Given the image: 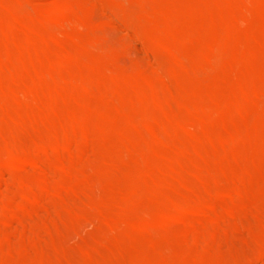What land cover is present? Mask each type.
I'll use <instances>...</instances> for the list:
<instances>
[{
  "label": "bare ground",
  "instance_id": "obj_1",
  "mask_svg": "<svg viewBox=\"0 0 264 264\" xmlns=\"http://www.w3.org/2000/svg\"><path fill=\"white\" fill-rule=\"evenodd\" d=\"M27 1L28 0H0V68H1L0 72H2L6 76L5 78H3L0 84V89L2 91V100L8 106L9 105L12 106L13 104L16 105L20 103L19 105L21 107L24 106L22 107L23 110L25 108L24 111L21 112L18 111L19 113L14 115V119L16 121V123H14L15 127L14 125L11 124L12 126L10 125L7 128L5 127L4 129L2 128L3 130H0L1 131L0 137L2 139H5L6 142L4 148L0 147V177L3 174L8 173L15 179L17 183L15 184L16 189L13 191V192L17 191L15 198L14 197L7 198L8 196L6 197L5 195L11 193V192L9 193L8 191H12L10 190L12 189L10 187V184L8 186L10 189L6 187V189H8L6 190L8 193H5L6 191L3 192L1 190V192H3L4 194V195L2 194V197L5 196L6 200L4 202H1L4 199L2 200L0 198V203L2 204L0 205L2 206L0 208V229L4 228L10 221L17 219L19 217V211H21L25 207L28 208L27 206L30 205L43 206L47 204L46 202H48L49 199H52L51 198L52 196H55L56 198L59 199V201H62L63 206L64 205L66 206L67 204V206L66 207L64 206L63 208H68V206L72 204L70 205L71 207L70 210L71 213L74 215L75 221L77 218L79 219L78 221H81L86 218L88 220V218L92 216V215L87 216L89 215V208H91L92 206L93 207L96 206L97 207L96 211L99 212L101 211L100 213H102L105 210H109V209L111 210L114 208L115 210H117V213L116 216H114L111 220H109L111 221L110 222L111 226L116 227L119 225L118 227L120 228L125 225L124 224L120 226V224L128 222L123 227L125 229L121 228L125 230V232L138 230L139 232L149 233L151 231L155 232L154 230H158L161 237H164L166 235L175 236L177 234L175 238L177 239L182 238V241L187 239H191V241H196V239L192 240V238H194L193 234L195 235L194 232L201 231L200 229H205L206 227L209 229L212 227L218 229V227L221 226V224L223 223V219L225 218L238 219L240 216L243 215H247L248 217L256 216L258 218H262L264 216L263 210L261 208L262 206L261 207L259 206V203H261L260 201L261 199L260 200L257 199L258 197H260L259 194L261 192L264 194V158L262 156V152L264 150V113L262 112L257 113V107L259 103L264 99V64H261L259 62L261 59H264V0H129V5L136 4V8L137 7L141 8V10L145 9L143 10L144 13L138 15L137 18H132L133 14H130L129 12L130 9L128 8L127 9L129 11L127 10L125 12L126 15H123L125 14L123 11H122L123 14L119 13L120 14L119 16L123 15V18L121 19V23L120 21H116V23L119 22L120 24L118 25H122L123 22L128 34L127 33L124 34L126 36L123 37V39L118 43L117 41L115 42L110 40L112 43L115 42L116 46L119 45L117 47L114 46L115 44L111 45V42L110 44L107 42L108 43L107 45L108 46L110 45L111 48L112 46H114L113 48L115 49L118 48L115 51L113 48H112L113 49L112 52L108 51L111 50L109 49L110 47H108L107 50L108 52L104 50V52H100V53L98 52L97 56L92 55L93 57L96 56V59L91 63L87 62L88 64L90 63L89 65H87L88 69H86L87 66L84 67V65H81L79 67V63L83 61L85 53H87L89 49L93 51L99 50L96 47V45H98L99 43L101 44V42L98 43L97 40L101 39L100 36L98 35L100 34L102 36V34L95 33L96 35H94V33H92L91 30L94 29L95 32H98L97 28L100 29L101 26L99 27L96 26V28L95 27L91 28V24H89L90 25L89 26L85 20H88L89 19L88 17L91 18L90 15L92 14H93L92 17L96 18L97 14L101 13L103 9L105 11L106 4H103V1L105 0L96 1L92 5H87L90 1L86 3L88 0L87 1L83 0L87 5L86 6L84 4L85 6L83 7V9L82 7L81 9L80 8L72 9L74 8L73 6L75 5L77 6L75 1H74L75 3L73 2L70 3L68 1L69 4H67L62 1H56L54 3L53 0H50L51 2L54 3L53 8H55V11L60 10L61 12L62 10L61 12L62 14L64 13L63 11L65 12L69 11L71 13L70 15H72L73 11H75L74 12L75 14H73V16L75 15V18H77V19L74 18L75 21L76 20L80 21L81 19L83 20V18L81 17H76V14L78 13H80L84 17L86 16L84 21L79 22L80 25L78 27H75L76 26L75 23L78 25L77 21L74 23V25L71 23L72 26H74L73 28L74 29L76 28L74 30L75 32L73 31L74 33L71 32V35L70 33H67L66 34L67 36L69 34L68 37H62L63 35L61 36L60 35L61 33L59 34L60 31H58L57 32L58 34L56 33L57 36H54V38L51 37L55 34L51 35L52 33L50 32L42 33L45 32L44 30L37 31V26L40 24L42 26V23H39L38 20V24H37V20L35 19L36 17L33 14L31 15L27 14L29 17L24 15V13L27 12L28 10L23 11V9L21 8L22 6L27 7V5H24L25 3L27 4ZM80 1L81 0H79V3ZM123 1L124 0H120V1L118 0V2L116 1V3L114 4L109 3L108 5L111 7V9L112 7L113 9L114 7L119 8L118 5L124 3ZM37 2L38 1L35 0L34 4L35 3L37 4ZM105 2L108 3L107 0ZM125 2H127V0H125ZM28 3L32 4L33 2H28ZM70 4L72 5L75 4V5L72 6ZM79 5L82 6L83 4H79ZM148 6L149 8L147 9ZM28 8L29 7H27V9ZM123 9L126 8H122L121 10ZM50 10H52V8H50ZM138 10L136 11L140 12ZM5 11H8L9 13L13 14V17L11 15L10 16V18L12 17L11 19H9L8 17L7 20H4V17H2L3 15H1V13L3 14ZM20 11H23L22 12L23 16L19 13ZM52 12H54V9L52 10ZM60 12L59 14H61ZM9 13L8 15H10ZM112 13H110V15H112ZM67 14L69 13L66 12L63 14V16H67ZM95 14L96 16H94ZM70 15L69 17H72ZM56 16L54 17V19L56 18L58 21L59 19ZM58 16L59 18H61L60 20H62L61 17L62 15H58ZM23 17L25 18V20L29 19L27 20L28 22L26 21L27 22L26 24L21 23ZM103 19L104 18H102V20ZM132 19H135V21H132ZM51 20H53V18ZM105 20H106V24H104L105 26L106 25L107 26L110 25V27L113 26L112 18H111L112 21H110L109 23H107L108 22L107 18ZM42 21L43 20L41 19L40 22ZM66 21L67 20H65V22ZM70 22L68 20V23L67 22L66 23L69 24ZM83 22H85L86 25L89 26V28L86 27L83 24ZM87 22H89V20ZM100 22L98 24H100ZM62 23L64 24L63 20L60 24ZM63 24L62 26H64ZM105 26L102 27L106 28ZM87 28L88 30L90 29L89 35L92 34L89 36V38H91L92 36L94 37V38L92 37L88 41H87L88 38L86 39L85 36L83 35L84 33L81 34V31L85 32L86 30V32H88ZM108 29L106 28V31L105 29L104 31H102L104 35H106L105 32H107ZM67 30L69 31V29ZM111 30L112 28L110 29L109 32H111ZM40 32L42 34H40ZM47 33L49 34V36L46 35ZM79 33L82 36H80ZM112 36L114 37V35ZM112 36H110L111 39L113 38ZM108 40L109 39H107V41ZM69 41L71 43L72 41H74L76 45L73 46H78L76 47V50H74L73 52H72L73 48H69L71 52L68 49L67 44H69L68 43ZM49 42L53 43L55 46L52 47L53 44H49ZM105 42L106 40L103 41L102 43L104 44ZM139 44L146 46V48H148L149 50L150 48L153 49V51L155 50L156 53L155 52L154 53L157 55L154 54V56L157 57L158 56L160 57L162 53L163 54L167 53L168 55L172 56L171 62L167 60V57H165L166 58L165 60L169 62L168 64H165V61L163 62L164 58L162 60L163 63L160 61L152 62L149 59L150 55L147 56L146 52H145L146 57L145 54L144 57L143 55L138 56L139 54H137V52L140 49L138 47ZM193 44H199V45L201 44L202 47L198 46V48L196 49L197 45H193ZM73 46L71 45V47ZM102 47L103 46H101V48ZM137 47L139 49L136 51ZM194 47L196 50H194ZM199 47L201 49H199ZM54 48L57 52L53 50ZM103 49H107V48L103 47ZM150 51L151 53L150 52L149 53L153 55L152 50ZM159 52H161L160 55H158ZM123 54L125 56L126 54L128 56H132V60L133 58H135L138 59L139 61L137 62L136 60V65L134 66V62H135L134 59L133 65L130 64L132 67L131 69L128 68L126 69L124 67H123L124 69H121L119 67L117 68L119 64L118 61L119 56H124ZM89 57L91 58V56ZM121 58L125 60L124 59L125 57H121ZM159 59L161 60V58H158L157 60ZM103 60L107 62L106 64H109L108 63L109 60H113V61L115 60V63L116 64L118 63L117 66L116 64L113 66V67L116 66L117 68V69L115 68L114 71L110 69L111 67H108L109 71L110 70L112 71L110 78L104 75V73L102 74V76L103 75L104 76L101 77L99 75L101 73L99 72H98L99 74L96 73L98 69L94 68L96 64H98L99 66V61L103 62ZM125 64L127 65V63ZM121 65L122 64H119L120 67ZM93 68L96 71L95 70L93 71ZM105 68L107 67L105 66ZM122 70L123 73L124 72L133 73V75H137L138 77L136 78L138 79L137 80L134 79V81L136 80L134 83H129L128 81H127L128 83H124V79H122L123 82L120 81L119 76L120 74H122ZM210 71L216 72V78L214 79L215 80L214 83L212 82L213 84L210 83L211 85L208 86L206 82H209L210 79L206 81L207 78L205 77L207 76L209 78L211 76H215L212 75L213 72L212 74L209 73V75L211 74L210 76L209 75L205 76V74H207ZM200 75L205 77H202L201 79ZM105 76L108 79L104 78ZM192 77H194V79ZM195 78H198V83L196 82L197 80L195 81ZM189 79L197 83L196 88L195 85L194 86L192 85L193 87L191 89L190 87L191 83L188 84L189 86L186 85L188 81H191ZM211 81L212 80H210V82ZM228 87H230V91ZM148 96L151 98L152 102H155V104H153L149 100L151 104L157 106L156 108L165 112L163 113L164 114L163 115L161 111L158 110L162 114L161 116L162 119H159L157 117L149 118V116L151 115L149 112L153 110L151 109L149 112H147L150 114L148 116L149 119H146L145 121H143L142 119V121L140 122H138V120L136 119L135 121L134 116H136L135 114L138 111L151 106V104L147 101ZM95 99L99 100L98 101L99 106H96V108L95 105L92 104V101ZM12 102L13 104L11 105ZM65 106H68L67 111H63L62 109ZM129 106L131 108L129 117L133 119L129 127H124L123 125H121V122L119 123V119L120 120L125 119V121L127 122L126 118L124 117H126L125 115L127 113V108ZM263 106L260 105L261 109H264L262 108ZM13 107L17 108L16 106ZM143 112H141L140 114H143ZM15 113L16 111L14 112V114ZM252 113H257L256 119L254 120V118H252V122L253 120L255 122V123L253 122L254 123L253 125L251 124L252 123L251 119L250 120L248 119V121L250 122V127L245 122L239 123L243 117H246L247 119V116ZM11 114L13 116V113ZM97 115H100V117H98V120L96 121L97 118L95 117ZM143 116L145 117V115ZM233 121L237 122L235 126L233 125L234 126L233 130L231 129V131L226 133H223L225 131L222 132L221 130H220L221 133L220 131L219 132L217 131L218 128L221 129L220 127H224L226 130L227 125ZM251 125L253 127L252 129H250ZM143 129H150L153 130L154 132L152 134L151 140H149L150 144L151 142H155L156 144L158 143L159 145L160 143L166 145L165 151H164V147L162 146L164 152L158 153L157 155L151 153L153 160H156V158H158L159 160L158 164L152 163L153 165H149L151 166V168H149L148 170L146 169L147 167L144 168V170L145 169L147 170L146 172L144 173L140 172V174L138 173L134 177L141 184L142 183L146 184L145 186L146 188H144L142 185L138 186L137 189L133 191L131 197L123 201L122 200L119 201L116 198H111V196H109V198L108 197L101 198L98 196L99 200L97 202L94 201L91 202V200L93 199L90 200V196L95 197V199L97 196L91 195L92 184L94 183V182L92 183V181L94 180L91 181V179L90 178L88 179V177L89 175L92 174L95 175V173L90 174L91 171L89 170L90 173L88 174L87 172L88 167H85L86 165L85 166L83 165V160L85 161V157L86 159H89V157L87 158V154H89V156L91 155L89 153L91 148H93V146L96 145L97 142L105 139L104 141L99 142V145L101 144V150L104 152V160H105L104 166H102L101 168H95L93 171L98 174H101L103 171L108 172L113 167L118 165L121 162V160H124L125 156H127V154L135 148L132 144L135 141L136 142L139 141L138 135H140ZM114 130H116L121 134L118 141L113 142L111 140L113 142L111 143L109 141L110 136L108 137L109 140L106 137L109 135V133H111ZM31 132L33 133L32 135L33 137H31V144L30 143L26 144L25 139L28 137V135L32 134ZM144 136H146V134L143 135V137ZM29 139L26 140L29 141ZM107 141L111 143L109 146H111L110 147L111 149L113 148L114 152L113 151L110 152L109 149L108 151H105V149H107L106 148L107 145H104V143ZM172 142H176L177 144H173ZM245 144H248V146L251 145L253 148V150L251 149L252 150L251 154H249L250 152H248L249 155L246 153L244 149ZM138 145H136V147ZM146 145L147 144L145 143V146ZM228 147H235L236 152L230 156L224 154L225 153L224 149ZM245 147L247 148V146ZM249 148L247 150H249ZM146 149H148V147ZM150 149H152V147ZM140 150L143 149H139L138 151ZM227 151L229 153L231 150L229 151L228 149ZM140 153L139 156H141ZM93 155H95V153ZM65 156H68L67 159H61ZM194 158H196L197 160H195ZM92 159H89V161L91 160V163L95 162V158L94 160ZM139 160H141V157ZM97 161L98 160H96V162ZM85 162L87 163L88 161ZM219 162L222 163L220 168H219ZM96 164H100V163H96ZM141 165L143 164L141 163ZM25 166L34 168L35 171L34 170L31 171L33 173L32 175L30 173H28L30 175H24L23 173H22L23 175L18 174V169ZM125 166L127 168V164ZM128 171L130 172V170ZM128 171L126 170L125 174L126 172L128 174L129 173ZM21 172L24 171L22 170ZM86 174H88V177H85L87 176ZM117 174H122V173L119 172L116 173L115 175ZM83 177L84 179L87 178L85 184L83 185L76 184V181L82 179ZM120 177H122V175H120L119 178ZM110 178L113 179L112 176H110L109 179ZM132 179L133 178H131V180ZM11 180L12 179H10V181ZM82 180H80L81 183L83 182ZM116 181L117 180H115V182ZM8 183L10 182L8 181ZM94 185H96V181ZM11 186L13 187V185ZM99 186H100V182H99ZM53 187H58L59 189L61 188L63 189L58 190L56 193H54L55 191L53 192V190L55 189ZM67 188H69V190ZM64 189H67L68 192H65L66 190ZM168 191H170L171 194L168 195V198L162 197L161 200L158 198L159 195ZM99 192L98 195L99 194L101 195V192L100 193ZM102 192L104 193V191ZM144 192L149 194V196H152V198L150 199H155L156 200L155 202L159 201L158 202L159 205L154 207L143 208V210L139 212L138 206H139V202H141L142 200ZM96 193L95 195H97ZM255 193L256 194L259 193L257 194L258 197ZM9 197H11V194ZM84 197H86V199L88 198L87 201L86 199H84L85 201L83 200ZM77 199L80 200L78 201L79 203L76 201ZM81 199L83 201H81ZM71 200L72 203L68 204V202H70ZM224 200H229L231 203L237 204L238 206H240V209L244 208L246 205L247 206L249 205L247 208L249 207L250 208L249 209L245 208V211L248 210V212L246 211L247 213L242 212L244 210H242L240 213L239 210H236L231 206L227 208L222 207L221 203ZM49 202H51V200ZM80 202L81 203L85 202V204L82 203L81 205ZM52 209L53 208H50V210ZM58 210H55V212L52 211L54 212L53 214H55L56 211ZM63 211L66 212L65 210ZM63 211L60 210V212L62 213ZM59 214H56L54 216L57 217ZM68 215H70V213ZM136 215L139 220L133 222L132 218ZM52 218L54 217L51 216V219L49 218V220H52ZM63 218L68 219L67 214ZM70 219L73 220V218ZM92 219L93 218H90V220ZM244 219H245L244 222L247 223L246 217H244ZM94 220L95 218L93 219V222ZM97 220H99V218ZM247 220L250 221L249 219ZM56 221H59V219H57ZM106 221L108 220L106 219ZM49 222L47 224L53 227L52 226L53 223L50 224ZM84 222L85 220L82 222L83 225L88 221L85 223ZM176 222L177 223L185 222V225H187L185 230L183 229L182 232L178 230L176 234L172 233L175 230L174 223ZM250 222L249 224L247 223L248 226L251 225ZM83 225L81 224V226ZM227 225L229 224L227 223ZM247 225L245 226V230L247 229L246 227H248ZM59 227H61L62 229L63 227L62 223ZM64 227L67 228V225L64 224ZM263 227L264 226H262V228ZM25 228H23L24 232L27 231ZM70 228H72L71 224H70ZM104 228L105 227H103V229ZM233 228L234 227H231L232 230ZM38 229L40 230V228ZM44 229L45 228H43L42 230ZM108 229L110 230V228L105 229L106 232H109L107 231ZM229 229L227 231H229ZM259 229L260 228H258V230ZM7 230L8 229H6L4 232H6ZM53 230L55 231L54 227ZM120 230L116 229V231H120ZM218 230L222 231L223 229L222 230L218 229ZM36 231L34 233H36L37 235H34V237L35 236L39 237L38 234L40 232L37 229ZM247 231L251 232V229L250 231L249 230ZM253 232L256 233V231ZM17 233L14 234L13 232L12 234L16 235ZM20 233H18V236ZM63 233L65 232L63 231ZM63 233L60 236H62ZM0 234H1L0 237L3 238L5 236L7 237L8 233L5 234V236H2L3 235L2 233ZM233 235L231 234V236ZM27 236L28 238L30 237L29 234ZM65 236L66 235H64V237ZM109 236L107 237L109 238ZM223 236L226 237V234H224ZM11 238H9L8 235L7 239L9 240ZM232 238L233 237H231V239ZM257 238L259 239V237ZM65 240L63 239V242ZM228 240L230 243L232 242L230 241V239ZM191 241H189V243ZM208 241L209 239L207 240V242ZM2 243L5 244V242H3V240H1L0 238V244ZM19 243L22 242L19 240ZM209 243L210 242H208V244ZM222 243L223 242H221V244ZM11 245H13V243H11ZM199 246H201V244ZM160 247L162 246L160 245ZM6 248L9 247H7L6 245ZM257 248H261V247H257ZM32 249L33 248H31V250ZM27 250H30V248L29 249L27 248ZM167 250L168 252H161L160 249V253H165L164 255H166V253L170 254L171 252H169V249ZM111 251H113V249ZM135 251L133 256L134 257L133 264H173L172 261L169 260L162 262L150 261V259L148 258H142L140 252L136 251L137 253H135ZM156 251L158 252V250ZM153 252L154 251H152V253ZM247 252H249V250ZM259 252H260L259 257H264V244L262 250ZM1 253H3L2 250L0 254ZM100 256L97 257L100 258ZM158 256L160 257V255ZM46 257L48 256H45V258ZM107 257L108 256H106V258ZM113 257H111V260ZM6 258L7 257H5V259ZM107 259H108L107 262L111 263L109 261L110 258ZM30 260L31 259H29V261ZM40 260L37 259L38 262ZM54 260L56 261L55 258ZM115 261H113V263ZM200 261L202 262V259H200ZM242 261L234 262L231 264H246L244 263L245 260L243 261V263ZM47 262L48 261L44 263L47 264ZM99 263L100 262H98V264Z\"/></svg>",
  "mask_w": 264,
  "mask_h": 264
},
{
  "label": "rangeland",
  "instance_id": "obj_2",
  "mask_svg": "<svg viewBox=\"0 0 264 264\" xmlns=\"http://www.w3.org/2000/svg\"><path fill=\"white\" fill-rule=\"evenodd\" d=\"M34 1L35 0H32V1H30V0H28L27 1V4L25 3L24 5H27V7H29L28 9H27V7H23L22 6V8L21 9H23V11H26V10H28V11H30V12H25L24 13V15H26L27 17H29L27 14H33L36 18V20H37V24H38V20H39V23H42V26H41V24L40 25H38L37 26V31H45V32H42V33H46V32H50V33H52L51 35H53V34H55V35H53L51 38H54V36H57L56 35V33L58 32V31H60L59 32V34L62 36V37H68L69 36V34H68V36L66 35L67 33H70V35H71V32H73L75 29L73 28L74 26H72V24L74 25V23L77 21V23H78V25L75 23V27H78L79 25H80V23L79 22H82V21H84V19L86 18V16L84 17V16H82L80 13H78V12H76V13H78V14H76V17H81V18H83V20L81 19L80 21L79 20H74V18H75V15L73 16V14H75L74 12L75 11H73V13H72V15H70L71 13L69 12V11H66L67 13H69V14H67V16H63V14L64 13H66L65 11H63L64 13L62 14L61 12H62V10H61V12H60V10L59 11H55V8H53L54 6H53V4L56 2V1H62V2H64V3H67V4H69L68 3V1L71 3V2H73V3H75L76 2V4H77V6L75 5V4H73V5H75V6H73L72 4H70V5H72L74 8H72V9H76V8H80L81 9V7H82V9H83V7L86 5V3H88L89 1V3L87 4V5H92L93 3H95L96 1H103V0H86L87 2L85 3V1H83V0H81L80 1V3H79V0H53L54 1V3L53 2H51L50 0H36V1H38L37 2V6L34 4ZM75 1V2H74ZM106 1V0H105ZM105 1H103V4H106V10L104 11V9L102 10V12H101V9H100V12L101 13H98L97 14V16H96V14L94 15V16H96V18L98 19H96L95 17H92V15H90L91 16V18L90 17H88L89 19V22H87L88 20H85L86 21V23L89 25V24H91V28L93 27H95L96 28V26L97 27H99V26H105L104 24H106V18H107V23H109L110 21H112L113 20V22H114V24H116V25H114L113 24V22H112V27H110V25H106L105 27L108 29V33L107 32H105L106 33V35H104V33L102 32V31H104V29H105V31H106V28H101L100 27V29L99 28H97L98 29V32H95V30L93 29V30H91V32L92 33H94V35H96L95 33H101L102 34V36L99 34L98 36H100V38L101 39H99V40H97L98 41V43L99 42H101V44L99 45L98 43V45H96V47L99 49V50H88L87 51V53H85V56H84V59H83V61L82 62H84V63H82V62H80L79 63V67L81 66V65H84V67L85 66H87V65H89L91 62H93L95 59H96V56L98 55V52L100 53V52H104V50H108V47H110L109 49H111V50H108V51H110V52H112L113 51V49H114V51L116 50V49H118V48H113L114 46L115 47H117V46H119V45H117L116 46V41H117V43L118 42H120L122 39H123V37H125L126 35H124V34H126L127 33V30H126V27H125V25H124V23L122 22V25H118V24H120L121 23V19L123 18V15H126V11L128 10V9H130V14H133L132 15V18H137L138 17V15H140L141 13H144L143 12V10H145V9H143V10H141V8H136V4H131V5H129V0H127V2H125V0L123 1L124 3H121V5H118L119 6V8L118 7H114V9H113V7H112V9H111V7L108 5L109 3L110 4H114V3H116V1L118 2V0H107V2L108 3H106ZM120 1V0H119ZM28 2H33L32 4L31 3H28ZM83 2V3H82ZM105 2V3H104ZM122 2V1H121ZM126 3H127V5H126ZM164 3H165V1H164ZM50 4V5H49ZM79 4H83L82 6L81 5H79ZM85 4V5H84ZM30 5V6H29ZM86 5V6H87ZM123 5H125V6H123ZM134 7H133V6ZM49 6V7H48ZM71 6V7H72ZM129 6V7H128ZM32 7V8H31ZM120 7H122V8H126V9H123V10H121L122 8H120ZM50 8H52V10L54 9V12H52V10H50ZM108 8V9H107ZM128 8V9H127ZM149 8V6L147 7V9ZM25 9V10H24ZM111 11H110V10ZM116 9V10H115ZM118 9V10H117ZM134 9H136V10H138V11H140V12H137L136 10H134ZM109 10V11H108ZM115 10V11H114ZM125 10V11H124ZM19 11V10H18ZM23 11H20L19 13L22 15L23 13ZM71 11V12H72ZM82 11V10H81ZM104 11V12H103ZM118 11V12H117ZM121 11V12H120ZM125 13V14H123V12ZM133 11V12H132ZM8 11H5L3 14L1 13V15H3L2 17H4V20H7L8 19V17H9V19H11L12 17H13V14H11V13H9L10 15H8V13H7ZM50 12H52V13H50ZM59 12L61 13V14H59ZM114 13V15H115V18H114V15H113V13ZM116 12V13H115ZM129 12H127V13H129ZM56 13V14H55ZM108 13H109V15H108ZM110 13H112V15H110ZM122 13L123 15L122 16H119L120 14ZM135 13V14H134ZM138 13V14H137ZM7 14V15H6ZM102 14V15H101ZM6 15V16H5ZM12 15V17L10 18V16ZM53 15H57L56 17H58V21H57V19L55 18L54 19V17L55 16H53ZM58 15H62L61 17H62V20L64 21V26H62V24H60L61 22H62V20H60L61 18H59V16ZM66 15V14H65ZM69 15L70 16H72V17H69ZM128 15V14H127ZM135 15V16H134ZM23 16V15H22ZM34 16H33V18H34ZM51 16H53V17H51ZM101 16V17H100ZM103 16V17H102ZM109 17V19H108V17ZM113 16V17H112ZM116 16H117V18H116ZM31 17V16H30ZM37 17H38V19H37ZM63 17H64V19H63ZM65 17H67V18H65ZM99 17V18H98ZM119 17H121V18H119ZM40 18V19H39ZM53 18V20H51V19ZM101 18V19H100ZM102 18H104L103 20H102ZM111 18H112V20H111ZM31 19V18H30ZM43 20L42 22H40V20ZM75 19H77V18H75ZM92 19H93V21H92ZM117 19V20H116ZM119 19V20H118ZM27 20H29V19H26L25 20V18L23 17V19H22V24H26L28 21ZM65 20H67L66 22L68 23V20H69V24H67L66 22H65ZM94 20H95V22L96 21H98V22H96L97 23V25H96V23L94 22ZM102 20V21H101ZM27 21V22H26ZM31 21V20H30ZM35 21V20H34ZM102 23H101V22ZM116 21H120V23L119 22H117L116 23ZM132 21H135V19H132ZM51 22V23H50ZM58 22H60V23H58ZM92 22V23H91ZM100 22V24H98ZM104 22V23H103ZM30 23V22H29ZM34 23V22H33ZM36 23V22H35ZM50 23V24H49ZM72 23V24H71ZM86 23L85 22H83V24L86 26V27H88L89 28V26H87L86 25ZM59 24H60V26H59ZM94 24V25H93ZM35 25V24H34ZM93 25V26H92ZM115 26H116V28H115ZM119 26H121V27H119ZM45 27V28H44ZM69 27V28H68ZM71 27V28H70ZM73 28V29H72ZM88 28H87V31L88 32H86V30H85V32H82L81 31V34H83L84 36H85V38L87 39V41L88 40H90L91 38H89V36L90 35H92V34H90L89 35V32H90V29L88 30ZM112 28V30H111V32H109L110 31V29ZM67 29H69V31L67 30ZM124 29V30H123ZM36 31V30H35ZM97 31V30H96ZM115 31V32H114ZM75 32V31H74ZM73 32V33H74ZM38 33V32H37ZM41 32H40V34H42ZM46 34V35H48L49 36V34ZM111 33H113V34H111ZM114 33H116V34H114ZM58 34V33H57ZM128 34V33H127ZM44 35V34H43ZM59 35V36H60ZM79 35H80V33H79ZM109 35V36H108ZM112 35H114V37L112 36ZM80 36H82V35H80ZM88 36V37H87ZM97 36V37H98ZM104 36H106V37H104ZM107 36H108V38H107ZM110 36H112L113 38L111 39V37ZM117 36V37H116ZM103 37V38H102ZM110 37V38H109ZM81 38H83V37H81ZM94 38V37H93ZM99 38V37H98ZM109 39L108 41H107V39ZM115 38V39H114ZM86 39H84V40H86ZM102 39H105L106 40V42L104 43L105 44V46H104V44L102 43L103 41H105V40H102ZM120 39V40H119ZM54 40V39H53ZM102 40V41H101ZM110 40H112V41H115V42H111ZM110 44V42H111V45H114V46H112V48H111V46L109 45H107L108 43ZM69 44H67V46H68V49L69 48H73V50H72V52L74 51V50H76V47H78V46H73V45H76L75 43H74V41H72V43L69 41L68 42ZM49 44H53V43H50L49 42ZM71 45L73 46V47H71ZM193 45H197V47H196V49L198 48V46H201L202 47V45L200 44H193ZM51 46V45H50ZM53 46H55L54 44L52 45V47ZM100 46V47H99ZM101 46H103L104 48H107V49H103V47L101 48ZM140 49H139V48ZM138 47L136 48V51L139 49V51L137 52V54H139L138 56H142L143 55V57H144V54H145V52H146V54H147V56H149L148 58L150 59V61H152V62H156V61H160V62H162V60H163V58H164V60H163V62L165 61V64H168L169 62H171V59H172V56H170V55H168L167 53H165V54H163L162 53V55L159 57H157V56H154V54L156 53L155 52V50L153 51V49H151L150 48V50H152V53H153V55H151L150 53H151V51L148 49V48H146V46H144V45H142V44H139L138 45ZM144 47V48H143ZM193 47V46H192ZM75 48V49H74ZM59 49V48H58ZM78 49V48H77ZM102 49V50H101ZM147 49V50H146ZM195 49V47H194V50H196ZM199 49H201L200 47H199ZM54 51H56L55 50V48L53 49ZM143 51V52H141V51ZM190 50V49H189ZM194 50H192V51H194ZM69 51L71 52V50L69 49ZM92 51V52H91ZM105 51V52H106ZM107 51V52H108ZM57 52V51H56ZM150 52V53H149ZM155 52V53H154ZM189 52H191V51H189ZM94 53V54H93ZM141 54V55H140ZM146 54H145V57H146ZM161 54V52H159L158 53V55H160ZM94 55H96L95 57H93ZM124 55V54H123ZM155 55H157V54H155ZM167 55V56H166ZM89 56H91V58L89 57ZM137 56V55H136ZM137 56V57H138ZM90 59H89V58ZM121 57H125L124 59L125 60H123ZM127 57V58H126ZM130 57V58H129ZM165 57H167V60L169 61H167V60H165L166 58ZM171 57V58H170ZM87 58V59H86ZM121 58V59H120ZM155 58V59H154ZM158 58H161V60L159 59V60H157ZM120 59V60H119ZM119 59H118V61H119V64H122L121 65V67L119 66V64H118V66H117V64L115 63V60L113 61V60H109V64H106L107 62L105 61V60H103V62H101V61H99V66H98V64H96L95 65V69H98L97 70V74H99V73H101V74H99L101 77H103L104 75H106V76H108V78H110V76H111V70H113L114 71V69L116 68V66H117V68L119 67V68H121V69H124V68H128V69H131L132 67H131V65L130 64H132L133 65V62H134V59L135 58H133V60H132V56H128L127 54H126V56L124 55V56H119ZM130 61H129V60ZM139 59H141V58H139ZM88 60V61H87ZM108 60V59H107ZM122 60V61H121ZM136 60H137V62L139 61L138 59H135V62H134V66L136 65ZM155 60V61H154ZM124 61H125V63H127V65H128V67H127V65L124 63ZM87 62H90L89 64L87 63ZM101 62V63H100ZM111 62V63H110ZM117 62V61H116ZM162 62V63H163ZM261 64H264V59H261L260 61H259ZM123 63H124V65H123ZM102 64H103V66H102ZM105 64V65H104ZM112 64V65H111ZM116 64V66L115 67H113L114 65ZM130 65V66H129ZM104 67V68H102V67ZM105 66L107 67V68H105ZM97 67V68H96ZM108 67H111L110 69V71H109V68ZM124 67V68H123ZM93 68V71L95 70ZM116 68V69H117ZM1 69V68H0ZM86 69H88V66L86 67ZM100 69V70H99ZM1 71V70H0ZM96 71V70H95ZM102 71V72H101ZM125 71V70H124ZM99 72V73H98ZM110 74H109V73ZM212 72H213V74H212ZM95 73V74H96ZM104 73V75L102 76V74ZM209 73H211L212 75H215V76H211V77H207L206 75H209ZM109 74V75H108ZM210 74V75H211ZM122 75V76H121ZM130 75V76H129ZM209 75V76H210ZM4 76V77H3ZM104 77V78H106V79H108L107 77ZM132 76V77H131ZM206 76V77H205ZM205 76H202V75H200V78L202 79V77H205V78H207V80L206 81H208L209 79L210 80H212L211 82H210V80H209V82H206V84H208V86L209 85H211V84H213L214 83V79L216 78V72H214V71H210V72H208L207 74H205ZM6 76L2 73V72H0V84H1V82H2V80H3V78H5ZM123 77V78H122ZM126 77V78H125ZM136 77H138L137 75H133V73H123V70H122V74H120V76H119V78H120V81H122L123 82V80L122 79H124V83H134L138 78H136ZM128 78V79H127ZM193 79H194V77H192ZM204 78V79H205ZM212 78V79H211ZM127 79V80H126ZM133 79V80H132ZM134 79H136L135 81H134ZM131 80V81H130ZM189 80H191V79H189ZM197 80V81H196ZM128 81V82H127ZM192 81V82H191ZM191 81H188V83L186 84V85H188L189 83H191L190 84V87H191V89H192V87L195 85V88H196V84L198 83V78H195V81L197 82H195V81H193V80H191ZM213 82V83H212ZM193 83V84H192ZM211 83V84H210ZM193 85V86H192ZM189 86V85H188ZM229 88V91H230V87H228ZM98 89H99V87H98ZM194 89V88H193ZM0 97H1V102H0V130H3L5 127L7 128L8 126H10L11 124L12 125H14V127H15V124L14 123H16V121H15V119H14V115H16L17 113H19L18 111H24L25 110V108H24V110H23V108L22 107H24V106H20L19 104L20 103H18V104H16V105H14L13 104V102L11 103V105L12 106H8L6 103H4L3 102V100H2V91H1V89H0ZM96 92H98V91H96ZM147 97V96H146ZM149 100H150V102L151 103H153V104H155V102H152V100H151V98L148 96V102H149ZM99 100H93L92 101V104H94L95 105V108H96V106H99V102H98ZM264 101V99L259 103V105H258V107H257V113H259V112H262V113H264V111H262V110H264V109H261V107H260V105H264V104H261V103H264L263 102ZM97 104H96V103ZM149 102V103H150ZM150 103V104H151ZM149 104V105H150ZM153 104H151V106H149V107H147V108H144V109H142V110H140L141 112H143V114H140L141 112L140 111H138L135 115L136 116H134V120L136 121V119L138 120V122H140V121H142V119H143V121H145L146 119H149V118H151V117H157V118H159V119H162V114L163 113H165V112H163V111H161L160 109H158V108H156L157 106H155V105H153ZM22 105V104H21ZM93 105V106H94ZM4 106V107H3ZM8 108H7V107ZM13 106H16L17 108H15V107H13ZM71 107V106H70ZM20 108V109H19ZM262 108H264V106L262 107ZM9 109V110H8ZM14 109H16V110H14ZM19 109V110H18ZM63 109V111H67L68 110V106H65V107H63L62 108ZM66 109V110H65ZM151 109H153L154 110V112H153V110L152 111H150ZM157 110V111H156ZM158 110H160L161 111V113H160V111H158ZM16 111V113L14 114V112ZM150 111V112H149ZM130 112H131V108H130V106L127 108V113H126V117H124V118H126V120H127V122H129V123H127L126 121H125V119H119V123L121 122V125H123L124 127H129V125L131 124V122H132V119L129 117V114H130ZM147 112H149V113H147ZM11 113H13V116H12V114ZM155 113V114H154ZM257 113H252V114H250V115H248L247 116V119H246V117H243L241 120H240V122H239V119H238V122L239 123H246L247 125H249V127H250V122L248 121V119L250 120L251 119V122H252V118H254V120L256 119V115H257ZM139 114V115H138ZM147 114V115H146ZM142 115V116H141ZM143 115H145V117H147V118H145ZM150 115V116H149ZM159 115V116H158ZM164 115V114H163ZM148 116H149V118H148ZM250 116H252V117H250ZM98 117H100V115H97L95 118H97L96 119V121L98 120ZM136 117V118H135ZM141 117V118H140ZM250 117V118H249ZM16 118V117H15ZM94 118V119H95ZM129 118V119H128ZM139 118V119H138ZM145 118V119H144ZM141 119V120H140ZM9 120H10V122H9ZM254 120H253V122H254ZM242 121V122H241ZM249 123H248V122ZM234 122V123H233ZM233 122H230L228 125H227V128H226V130H225V128L224 127H220L221 129H217V131L219 132L220 130L223 132V131H225V132H223V133H226V132H229V131H231V129L233 130L234 128V126H235V124L237 123L236 121H233ZM251 123L252 125L255 123ZM3 123V124H2ZM4 123H6V124H4ZM11 125V126H12ZM229 125H230V127H229ZM234 125V126H233ZM252 125H251V128L250 129H252L253 127H252ZM249 127H248V129H249ZM3 128V129H2ZM229 129V130H228ZM150 129H143L142 130V132L140 133V135H138V139H139V141L138 142H134L132 145L135 147L132 151H130L128 154H127V156H125V158H124V160H121V162L118 164V165H116L115 167H113L111 170H109L108 172H106V171H103L101 174H98V173H96V172H94L93 170L95 169V168H101L102 166H104V163H105V160H104V152L101 150V144L99 145V142H102V141H104L105 139H103L102 141H99V142H97L96 143V145H94L93 146V148H91V150H90V156H89V154H87V158L89 157V159H92V156H93V159L92 160H94V158H95V162H96V160H98L96 163H100V164H96L95 162H93V163H91V160L89 161V159H86V157H85V161H88V162H90L91 163V165H90V163H86L84 160H83V165L85 166V167H88V174L90 173L89 172V170L91 171V173L90 174H92V173H95V175L94 174H92V175H89V177H88V174H86L87 176H85V177H88V179L90 178L91 179V181L92 180H94V181H92V183L94 182L95 183V181H96V185H94V183L92 184V194L91 195H93V196H97L96 197V199H95V197H91L90 196V200L91 199H93V200H91V202H97L99 199H98V196L99 197H103V198H109V196H111V198H116L117 200H125V199H127V198H130L131 197V195H132V193H133V191L134 190H136L137 189V187L138 186H143L144 188H146L145 186H146V184H141L140 182H138L134 177L139 173L140 174V172L141 173H144V172H146L149 168H151V166H149V165H153L154 163H157L158 164V158H156V160H153V158H152V154L151 153H154L155 155H157L158 153H161V152H164L165 150H166V145H164L163 143H160V145L157 143H155V142H151V144H150V141L149 140H151V137H152V134L154 133L153 132V130H150ZM228 130V131H227ZM115 131V132H114ZM114 131H112L111 133H109V135L106 137L107 139H108V137H109V141L111 142V143H113L114 141H118V139H119V137H120V134L121 133H119V132H117L116 130H114ZM147 131H149V132H147ZM221 131H220V133H221ZM1 132V131H0ZM32 133V132H31ZM111 134V135H110ZM146 134V136H144L143 137V135H145ZM1 135V134H0ZM33 135V133L32 134H30V135H28V137L26 138V139H29V136H30V139H29V141L28 140H26L25 139V141H26V144L28 143H30L31 144V137H33L32 136ZM34 135H35V133H34ZM142 135V136H141ZM147 135H148V137H147ZM150 136V137H149ZM147 137V138H146ZM150 138V139H149ZM0 139H2L1 137H0ZM137 139V140H138ZM113 142H112V141ZM145 140H148V141H145ZM1 141H2V143H1ZM145 141V142H144ZM174 141V140H173ZM5 139H2V140H0V147L1 148H4V145H5ZM111 143H109L108 141L107 142H105L104 143V145H107V149H105V151H108V149H109V151L110 152H114V150H113V148L111 149L110 147L111 146H109ZM136 143V144H135ZM143 143V144H142ZM145 143L147 144L146 146H145ZM173 144H177L176 142H172ZM139 144V145H138ZM97 145H99V146H97ZM136 145H138L137 147H136ZM143 147H142V146ZM159 145V146H158ZM109 146V147H108ZM164 147V151H163V147ZM245 146H247V148L245 147ZM251 146V145H250ZM250 146H248V144H245L244 145V149H245V151H246V153L248 154V152H250L249 154H251L252 153V150H253V148H252V146L250 147ZM139 147V148H138ZM148 147V149H146V148ZM152 147V149H150ZM159 147H162V148H159ZM250 147V148H249ZM145 148V149H144ZM156 148V149H155ZM249 148V150H251V151H249V150H247ZM139 149H143V150H140V151H138ZM150 149V150H149ZM155 149V150H154ZM158 149V150H157ZM160 149V150H159ZM229 149V153H228V151L227 150ZM226 149H224V154H226V155H228V156H230V155H232V154H234L235 152H236V148L235 147H228V148H226ZM232 149H234V150H232ZM136 150V151H135ZM145 150V151H144ZM148 150V151H147ZM151 150H153V151H151ZM157 150V151H156ZM226 150V151H225ZM138 151V152H137ZM144 153H143V152ZM148 152V154H147V152ZM234 151V152H233ZM138 154H137V153ZM141 152V153H140ZM156 152V153H155ZM95 153V155H93ZM139 153H140V155L141 156H139ZM133 156H132V155ZM248 154V155H249ZM94 156H96V157H94ZM98 156H100V157H98ZM129 156V157H128ZM137 156V157H136ZM139 156V157H138ZM262 156H263V158H264V150H263V152H262ZM67 157L68 156H65V157H63V158H61V159H67ZM98 157V158H97ZM102 157V158H101ZM140 157H141V160H139L140 159ZM249 157H251V156H249ZM131 158V159H130ZM144 158V159H143ZM145 158H146V160H145ZM127 159V160H126ZM195 160H197L196 158H194ZM131 160V161H130ZM144 162H143V161ZM102 163H101V162ZM130 163H129V162ZM152 161H154V162H152ZM133 162V163H132ZM137 162H139V163H137ZM143 164V165H141V163ZM95 163V164H94ZM153 163V164H152ZM127 164V168H126V165ZM133 164V165H132ZM136 164V165H135ZM145 164V165H144ZM221 162H219V168H220V166H221ZM95 166V167H94ZM120 166V167H119ZM136 166H137V168H136ZM140 166V167H139ZM143 167V168H142ZM147 167V168H146ZM23 168V169H22ZM134 168V169H133ZM140 168V169H139ZM144 168H146L145 170H144ZM32 169V170H31ZM120 169H121V171H120ZM128 171V170H130V174L128 173L127 174V172H126V174H125V171L126 170ZM24 171V172H21V171ZM25 170H26V172H25ZM34 170V168L33 167H27V166H25V167H21L20 169H18V174L19 175H32L33 173L31 172V171H33ZM28 171V172H27ZM30 171V172H29ZM35 171V170H34ZM86 172V173H87ZM122 173V174H117V175H115L116 173ZM124 172V173H123ZM23 173V174H22ZM28 173H30V174H28ZM104 173V174H103ZM134 173V174H133ZM7 174V175H6ZM125 174V175H124ZM104 175V176H103ZM108 175V176H107ZM120 175H122V177H120L119 178V176ZM131 175V176H130ZM91 176V177H90ZM101 178H100V177ZM110 176H112L113 177V179L112 178H110L109 179V177ZM118 176V177H117ZM126 176V177H125ZM116 179H115V178ZM97 178V179H96ZM122 178V179H121ZM131 178H133L132 180H131ZM10 179H12L11 181H10ZM83 179V180H82ZM82 179H79V180H77L76 181V184H79V185H83V184H85V182H86V179L87 178H85L84 179V177L82 178ZM103 179V180H102ZM105 179H108V180H105ZM118 179H119V181H118ZM124 179V180H123ZM0 195H1V199L3 200V201H1V202H4L5 200H6V198H5V196H3L2 197V194H3V192H5L6 190H8V189H6V187H8L9 186V184H10V187L12 188V189H10L9 187V189L10 190H12V191H8L10 194H11V197H9L10 196V194H5L6 195V197L7 198H15V195H16V192L17 191H15V192H13L15 189H16V187H15V184H17L16 183V181H15V179L10 175V174H8V173H5V174H3L1 177H0ZM3 180V181H2ZM10 182V183H8V181ZM14 180V181H13ZM80 180H82L83 182L81 183V181ZM85 180V181H84ZM101 180V181H100ZM109 180H112V181H109ZM115 180H117L116 182H115ZM130 180V181H129ZM134 180V181H133ZM105 182V183H103V182ZM4 182V183H3ZM15 182V183H14ZM99 182H100V186H99ZM107 182V183H106ZM122 182V183H121ZM124 182V183H123ZM2 183V184H1ZM8 183V184H7ZM98 183V184H97ZM109 183V184H108ZM112 183V184H111ZM117 183V184H116ZM121 183V184H120ZM126 183V184H125ZM135 186H134V185ZM11 185H13V187H14V189H13V187L11 186ZM106 185H107V188H106ZM17 186V185H16ZM97 186V187H96ZM102 186V187H101ZM122 186V187H121ZM95 187H96V189H95ZM55 190H53V192L54 193H56L58 190H61V189H63V188H61V189H59L58 187H53ZM106 190H105V189ZM131 188H133V189H131ZM57 189V190H56ZM68 190H69V188H67ZM67 189H64V190H66L65 192H68L67 191ZM97 189H99V190H97ZM117 189H118V191H117ZM1 190L3 191V192H1ZM101 190V191H100ZM109 190V191H108ZM63 191V190H62ZM95 191V192H94ZM101 192V195L99 194L98 195V192ZM102 191H104V193L102 192ZM117 191V192H116ZM7 191L5 192V193H8ZM97 192V193H96ZM99 192V193H100ZM124 192V193H123ZM95 193L97 194V195H95ZM113 193V194H112ZM166 195H165V194ZM164 193H162L161 195H159L158 196V198L161 200L162 199V197L163 198H168V195L170 194V191H168V192H164ZM13 194V195H12ZM256 194V193H255ZM257 194H259V193H257ZM256 194V195H257ZM4 195V194H3ZM129 195V196H128ZM171 195V194H170ZM260 197H258V195H257V199L258 200H260L261 201V203H259V206L262 208V210H263V213H264V194L261 192L260 194ZM119 197V198H118ZM122 197V198H121ZM161 197V198H160ZM261 197H263V198H261ZM52 199H49L48 200V202L51 200V202H46L47 204H45V205H41V206H35V205H30V206H27L28 208H24V209H22L21 211H19V217L17 218V219H15V220H12V221H10L4 228H2V229H0V233H2L3 234V232L6 230V229H8L6 232H4V234L2 235V236H5V234H7V237L5 236V237H0L1 238V240H3V242H5V244L4 243H2V244H0V252H1V250L3 251V253H1L0 254V256H1V260H0V263H2V264H7V263H9V264H46V263H44V262H46V261H48L47 262V264H98V262H100L99 264H101L102 262L103 263H109V262H107L108 261V259L107 258H110L109 259V261L111 262V263H109V264H114V263H116V264H133V256H134V251L136 250L137 252H140V254H141V256H142V258H148V259H150V261H154V262H162V261H172V263L174 264H231V263H234V262H241L242 260L244 261V263H246V264H264V257H259V254H260V252L259 251H261L262 250V248H263V244H264V237H262V236H264V233H262V232H264V227L262 228V226H264V216L262 217V218H258V217H256V216H247V215H243L244 217H246V221H247V223L249 224V222L251 221V220H253V221H251L250 223H251V225H247V223L246 222H244L245 221V219H244V217L243 216H240L238 219L236 218H225V219H223V223L221 224V226H219L218 227V229H220V230H222V231H219L218 229H216V228H205V229H200L201 231H196V232H194L195 233V235L193 234V236H194V238H192V240H195L196 239V241H191V239H187V240H183L182 241V238L181 239H177V238H175L176 237V232H178V230H180L181 232H182V230L184 229L185 230V228H186V226L187 225H185V222L183 223V222H176V223H174V228H175V230L172 232V233H175L176 235L175 236H168V235H166V236H164V237H161L160 236V234H159V231L158 230H154L155 232H153V231H151V232H149V233H143V232H139L138 230H134V231H130V232H125V230H123V229H125V228H123L125 225H126V223H128V222H125V223H122V224H120V226H122V225H124L123 227H118V226H116V227H114V226H111L110 225V222L111 221H109V220H111L114 216H116V213H117V210H115L114 208L113 209H109V210H105V211H103L102 213H100L99 211H96L97 209V207L96 206H92L91 208H89V215H87V216H91V217H89L88 218V220H87V218L86 219H83V220H81V221H78L79 219L77 218L76 219V221H75V218H74V215L71 213V210H70V205H72V204H70L69 206H68V208H63L64 206H63V202L62 201H59V199L58 198H56L55 196H52L51 197ZM100 198V199H101ZM150 198H152V196H149V194H147V193H145L144 192V195H143V197H142V200H141V202H139V206H138V211L140 212V211H142L143 210V208H146V207H154V206H157V205H159V201H157V202H155L156 200L155 199H150ZM254 198V197H253ZM84 199H86V197H84L83 198V200ZM88 199V198H87ZM87 199H86V201H87ZM158 199V200H159ZM53 200H54V202H53ZM82 199H81V201H83ZM77 202L78 201H80L79 199H77L76 200ZM85 201V200H84ZM153 201V202H152ZM260 201H258V202H260ZM57 202V203H56ZM60 202V203H59ZM224 202V203H223ZM222 203H221V206L222 207H224V208H227V207H229V206H231V207H233L234 209H236V210H239V212L241 213V211L242 210H244V211H242V212H244V213H247L248 212V210H246L245 211V208H247L248 206L246 205L244 208H242V209H240V206H238L237 204H233V203H231L229 200H224ZM263 202V203H262ZM69 203H72V200L70 201V202H68V204ZM79 203V202H78ZM81 203V202H80ZM82 203H84L85 204V202H82ZM82 203H81V205H82ZM143 203V204H142ZM49 204V205H48ZM55 204V205H54ZM65 204V203H64ZM146 204H147V206H146ZM0 205H2L1 203H0ZM52 205V206H51ZM95 205V204H94ZM150 205V206H149ZM227 205V206H226ZM237 205V206H236ZM49 206V207H48ZM53 206H55V207H53ZM59 206V207H58ZM66 206H67V204H66ZM65 206V207H66ZM2 206H0V208H1ZM42 207V208H41ZM60 207H61V209H60ZM44 208V209H43ZM50 208H53L52 210H50ZM55 208V209H54ZM58 208H59V210H58ZM92 208H93V210H92ZM141 208V209H140ZM250 208V207H249ZM249 208H247V209H249ZM46 209V210H45ZM50 211H49V210ZM27 210V211H26ZM32 210V211H31ZM55 210H58V211H56V213L55 214H53L54 212H55ZM60 210H65L66 212H64L63 211V213L62 212H60ZM91 210V211H90ZM116 212H115V211ZM52 211H54V212H52ZM251 211V210H250ZM34 212V213H33ZM58 212V213H57ZM95 212H97V213H95ZM59 213H62V214H59ZM70 213V215H68ZM94 213V214H93ZM98 213H99V215H98ZM108 213H109V215H108ZM56 214H59L57 217H59V218H57V217H55L54 215H56ZM67 214V218L69 219H64L63 217H65V215ZM22 215V216H21ZM64 215V216H63ZM103 215V216H102ZM105 215V216H104ZM108 215V216H107ZM112 215V216H111ZM249 215V214H248ZM21 216V217H20ZM51 216L52 217H54V218H52V220H49V218L51 219ZM61 216H62V218H61ZM94 216V217H93ZM26 217V218H25ZM70 218H73V220L72 219H70ZM90 218H95V220H94V222H93V219L92 220H90ZM99 218V220H97ZM55 219V220H54ZM57 219H59V221H56ZM61 219H62V221H61ZM63 219H64V221H63ZM102 219H104V220H102ZM106 219L108 220V221H106ZM133 220V222H135V221H138L139 219H138V217H137V215L136 216H134L133 218H132ZM226 219H228V220H226ZM229 219H231V220H229ZM247 219H249L250 221H248ZM259 219V220H258ZM68 220V221H67ZM85 220V222H87V223H85L84 225H83V221ZM226 220V221H225ZM50 221V222H49ZM53 221V222H52ZM69 221H70V223H69ZM92 221V222H91ZM97 221H100V222H97ZM103 221V222H102ZM50 223V224H52L53 223V227L55 228V231L53 230V227H51V225H49V224H47V223ZM91 222V223H90ZM234 222V223H233ZM252 222H253V224H252ZM59 223V224H58ZM61 223H62V226L64 227V224L65 225H67V228H65L64 227V229L66 230H64L63 229V227H62V229H61V227H59L60 225H61ZM107 224V226H106V224ZM227 223L229 224V225H227ZM234 225H233V224ZM30 224V225H29ZM45 226H44V225ZM68 224H69V226H68ZM70 224H71V227L72 228H70ZM81 224L83 225V226H81ZM230 224H232V225H230ZM10 225V226H9ZM26 225H29V226H26ZM33 225V226H32ZM36 225V226H35ZM39 225V226H38ZM42 225V226H41ZM54 225H56V226H54ZM77 225V226H76ZM181 225V226H180ZM227 225V226H226ZM248 226V227H246L247 229L245 230V226ZM35 226V227H34ZM109 226V227H108ZM224 228H223V227ZM26 227V228H25ZM28 227H30V228H28ZM31 227H33V228H31ZM42 227V228H41ZM51 227V228H50ZM79 227V228H78ZM103 227H105L104 229H103ZM182 227V228H181ZM221 227H222V229H221ZM231 229V227H234L233 228V230L231 229H229V228ZM244 227V228H243ZM6 228V229H5ZM9 228H11V229H9ZM23 228H25L27 231L26 232H24L23 231ZM34 228H36L39 232V234H38V236L39 237H34V235H37L36 233H37V231H36V229H34ZM38 228H40V230L38 229ZM43 228H45L44 230H42ZM48 228V229H47ZM77 228V229H76ZM106 228H110V230L108 229L107 231H109V232H106ZM112 228V229H111ZM113 228H114V230H113ZM121 228H123V229H121ZM178 228V229H177ZM258 228H260L259 230H258ZM3 229H5V230H3ZM24 229V230H25ZM31 229V230H30ZM50 229H52V230H50ZM60 229V230H59ZM68 229V230H67ZM69 229H70V231H69ZM72 229H74V230H72ZM116 229L117 230H120V231H116ZM177 229V230H176ZM209 229V230H208ZM214 229V230H213ZM216 229V230H215ZM229 229V231H227ZM250 229H251V232H253V231H256V233L255 232H253V233H251V232H248L247 230H249L250 231ZM34 230V231H33ZM42 230V231H41ZM56 230H57V232H56ZM62 230V231H61ZM79 230V231H78ZM99 230V231H98ZM213 230V231H212ZM218 230V231H217ZM236 230V231H235ZM2 231V232H1ZM10 231H12V232H10ZM21 233H20V232ZM23 231V232H22ZM31 231V232H30ZM36 231V233H34ZM63 231L66 233H63ZM78 231V232H77ZM103 233H102V232ZM113 231H114V233H113ZM115 231H116V233H115ZM207 233H206V232ZM230 231H232V232H230ZM247 231V232H246ZM257 231H260V232H257ZM14 232V234L15 233H20L19 234V236L21 237L22 236V234H23V236L20 238L19 236H18V233L16 234V235H14V234H12ZM42 232V233H41ZM63 233V235L62 236H60L62 233ZM67 232H68V234L70 233V234H73V235H70L69 234V237H68V234H67ZM104 232H106V233H104ZM157 232V233H156ZM205 232V233H204ZM209 232V233H208ZM221 232V233H220ZM28 235L29 234V236L32 234L33 235V237H32V235L28 238V236L26 235V234ZM31 233V234H30ZM97 233V234H96ZM99 233V234H98ZM112 235H111V234ZM132 235H131V234ZM229 233H231L233 236H231V234H229ZM255 233V234H254ZM261 233V234H260ZM102 234H104V235H102ZM110 236H112V237H110ZM126 234V235H125ZM157 234V235H156ZM208 234V235H207ZM211 234H213V235H211ZM224 234H226V237L225 236H223ZM257 234V235H256ZM1 235V234H0ZM8 235H9V238H13V240H12V238L11 239H7L8 238ZM12 235V236H11ZM64 235H66L65 237H64ZM96 235V236H95ZM100 235V236H99ZM149 235V236H148ZM207 235V236H206ZM209 235H210V238H209ZM15 236V237H14ZM26 236V237H25ZM41 236H42V238H41ZM71 236V237H70ZM99 236V237H98ZM107 236H109V238L107 237ZM114 236V237H113ZM118 236V237H117ZM133 236V237H132ZM157 236H158V238H160V239H158L157 238ZM233 237L232 239H231V237ZM19 237V238H18ZM32 237V238H31ZM94 237H96V238H94ZM98 237V238H97ZM141 237V238H140ZM151 237V238H150ZM206 237V238H205ZM222 237V238H221ZM257 237H259V239L257 238ZM18 238V239H17ZM27 238V239H26ZM34 238V239H33ZM35 238H36V240H35ZM129 238V239H128ZM144 238V239H143ZM212 238V239H211ZM17 239V240H16ZM62 239V240H61ZM63 239L65 240L64 242H63ZM99 239H101V240H99ZM104 239H106V240H104ZM113 241H112V240ZM116 239V240H115ZM147 239V240H146ZM156 239H158V240H156ZM168 239V240H167ZM173 239H174V242H173ZM209 239V241L208 242H210L209 244H208V242H207V240ZM220 241H219V240ZM228 239H230V241H232L231 243L229 242V240ZM258 239V240H257ZM262 239V240H261ZM8 240V241H7ZM15 240H16V242H18V243H16L15 242ZM19 240L22 242V243H19ZM28 242H27V241ZM31 240V241H30ZM38 240H40V241H42V242H40V241H38ZM103 240V241H102ZM111 240V241H110ZM145 240V241H144ZM152 240V241H151ZM176 240V241H175ZM212 240V241H211ZM218 241V242H216V241ZM222 240V241H221ZM259 240H261V241H259ZM25 241V242H24ZM120 241V242H119ZM147 241V242H146ZM156 241V242H155ZM189 241H191L190 243H193V244H190L189 243ZM224 241H226V242H224ZM228 241V242H227ZM257 241H258V243H257ZM6 242H9V243H6ZM23 242H24V244H23ZM103 242V243H102ZM105 242V243H104ZM114 242V243H113ZM142 242H144V243H142ZM183 242V243H182ZM221 242H223L222 244H221ZM11 243H13V245H11ZM14 243H15V245H14ZM59 245H58V244ZM102 243V244H101ZM135 243V244H134ZM154 243V244H153ZM196 243H197V245H196ZM224 243H226V244H224ZM233 243V244H232ZM263 243V244H262ZM10 244V245H9ZM27 244H28V246H27ZM39 246H38V245ZM45 244V245H44ZM119 244V245H118ZM128 244V245H127ZM183 244V245H182ZM201 244V246H199ZM216 244H218V245H216ZM230 244V245H229ZM262 244V245H261ZM1 245H2V247H1ZM6 245H7V247H9V248H6ZM9 245V246H8ZM20 245V246H19ZM21 245H23V246H21ZM30 245V246H29ZM33 245V246H32ZM42 245V246H41ZM58 245V246H57ZM149 245V246H148ZM160 245L165 249V248H167V249H169V252H171L170 254L169 253H166V255H164L165 253H160V249H161V252H168V250L167 249H163L162 247H160ZM166 247H165V246ZM196 247H195V246ZM257 245V246H256ZM14 246V247H13ZM16 246V247H15ZM17 246H18V248H17ZM25 246H27V247H25ZM36 246V247H35ZM142 246V247H141ZM181 246V247H180ZM217 246V247H216ZM221 247V249H220V247ZM230 246V247H229ZM233 246V247H232ZM21 247H22V249H21ZM41 247V248H40ZM116 247V248H115ZM147 247V248H146ZM157 249H156V248ZM184 249H183V248ZM195 247V248H194ZM245 247V248H244ZM248 247V248H247ZM257 247H261V248H257ZM11 248V249H10ZM14 250H13V249ZM20 248V249H19ZM27 248L29 249L30 248V250H27ZM31 248H33L32 250H33V252H32V250H31ZM49 250H48V249ZM91 248V249H90ZM109 248H111V249H109ZM118 248V249H117ZM135 248V249H134ZM140 248H141V250H140ZM149 248H150V250H149ZM158 248H160V249H158ZM230 248V249H229ZM244 248V249H243ZM9 249V250H8ZM19 249V250H18ZM109 249V250H108ZM113 249V251H111ZM143 249V250H142ZM172 249V250H171ZM192 249H193V251H192ZM242 249V250H241ZM246 249V250H245ZM8 250V251H7ZM21 250V251H20ZM45 250V251H44ZM101 250H103V251H101ZM156 250H158V252L156 251ZM162 250H164V251H162ZM167 250V251H166ZM171 250V251H170ZM186 250V251H185ZM249 250V252H247ZM17 253H16V252ZM28 251V252H27ZM33 253H31V252ZM34 251H35V253H34ZM40 251V252H39ZM54 251H56V252H54ZM108 251V252H107ZM111 251V252H110ZM135 251V253H137ZM152 251H154L153 253H152ZM191 251V252H190ZM196 251V252H195ZM203 251V252H202ZM7 252V253H6ZM24 254H23V253ZM30 252V253H29ZM97 252V253H96ZM118 252V253H117ZM178 252V253H177ZM198 252V253H197ZM11 253V254H10ZM54 255H53V254ZM96 253V254H95ZM104 253H106V254H104ZM120 253H121V255H120ZM158 253V254H157ZM233 253V254H232ZM2 254H3V256H2ZM6 254V255H5ZM20 254V255H19ZM71 254V255H70ZM100 254H101V256H100ZM111 254V255H110ZM116 254H118V255H116ZM128 254V255H127ZM161 254H162V256H161ZM217 254V255H216ZM220 254V255H219ZM8 255V256H7ZM13 255V256H12ZM38 255H40V256H38ZM100 256V258H98L97 256ZM105 255V256H104ZM113 257L112 258V260L114 259V258H116V259H114L113 261H115L114 263H113V261L111 260V257ZM126 255V256H125ZM158 255H160V257L158 256ZM174 255H177V256H174ZM216 255V256H215ZM21 256V257H20ZM45 256H48V257H46L45 258ZM106 256H108L107 258H106ZM120 256H121V258H120ZM237 256V257H236ZM5 257H9L8 259L6 258L5 259ZM13 257V258H12ZM29 257H31V258H29ZM52 257V258H51ZM93 257V258H92ZM119 257V258H118ZM127 257V258H126ZM166 257V258H165ZM221 257V258H220ZM33 258V259H32ZM45 258V259H44ZM54 258L56 259V261L54 260ZM90 260H89V259ZM104 258V259H103ZM216 258V259H215ZM244 258V259H243ZM29 259H31L30 261H29ZM37 259H41L39 262L37 261ZM103 259V260H102ZM106 259V260H105ZM132 259V260H131ZM200 259H202V262L200 261ZM211 259V260H210ZM2 260H4V261H2ZM7 260V261H6ZM35 260V261H34ZM105 260V261H104ZM127 260H129V261H127ZM174 260H176V261H174ZM13 261V262H12ZM26 261H27V263H26ZM38 263H37V262ZM52 261V262H51ZM102 261V262H101ZM233 261V262H232ZM243 261H242V263H243ZM124 262V263H123ZM127 262H129V263H127ZM102 263V264H103Z\"/></svg>",
  "mask_w": 264,
  "mask_h": 264
}]
</instances>
